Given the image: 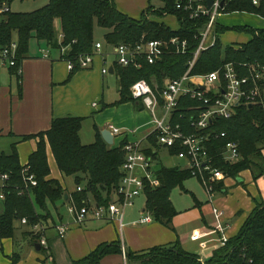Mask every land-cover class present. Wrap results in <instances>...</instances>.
I'll return each instance as SVG.
<instances>
[{
	"label": "trees",
	"instance_id": "16d2710c",
	"mask_svg": "<svg viewBox=\"0 0 264 264\" xmlns=\"http://www.w3.org/2000/svg\"><path fill=\"white\" fill-rule=\"evenodd\" d=\"M39 0H0V9L6 6L7 12L0 13V48L16 43V64L10 68L18 82L21 94L20 73L21 61L28 56L31 41L45 44L48 48L60 50L61 46H68L64 58L74 61L79 54L92 52L95 41L93 25L105 28V46L113 49L120 44H135L141 40L168 39L182 35L189 37L190 31H173L163 23L156 22L149 16H171L180 25L191 23L186 15L176 10L177 0H162L164 7L160 11L148 8L140 14L138 19L121 13L113 0H45L46 4L32 12H13L10 5L14 2ZM231 11L249 13L264 18V0L258 6H253L249 0H237L232 4ZM149 17V18H148ZM59 23V29L56 23ZM181 28V27H180ZM218 33L225 29L219 27ZM251 35L247 44L239 47H223L219 40L216 47L202 53L194 70L197 74H204L215 70L222 62L259 63L264 65V29L250 27L238 28ZM63 34L59 43L58 34ZM189 56H170L156 65L143 62L141 68L132 66L120 67L113 64V70L119 80V101L115 104L132 103L136 109H144L137 104L130 95L131 85L138 80L151 82L155 77L159 89L166 79L180 77ZM73 75L81 69L74 61ZM21 96V95H19ZM137 104V105H136ZM190 112L186 113L180 105L175 121L180 124L186 134H204L208 136L205 147L212 157L213 167L221 171L224 177L236 178L240 172L250 171L253 180L264 176V110L260 105L239 107L229 119H214L205 131H196L190 127ZM83 118L63 117L53 119L49 130L34 136L19 137L17 141L38 138L35 151L29 156L25 166H21L16 151V143L11 145L9 154H0V177L7 176L5 185L3 210L0 214V239L13 238L14 222L26 218L27 226L31 228L36 223L48 226L52 220L48 205L55 206L62 201L64 206L68 195L63 186L54 179H49L50 169L47 162V148L50 149L59 172L72 177L80 192H75L72 198L77 207L95 203L106 205L115 200L116 189L119 185L120 167L124 161L123 144L113 148L104 142L99 130L95 127V139L90 144H83L80 131ZM223 133L224 137H220ZM217 135V136H216ZM149 146L144 148L146 155L154 158L157 149L156 139L152 135L147 138ZM227 142H234L238 146L239 159L236 162H226L222 158V151ZM171 155L177 156L180 149H169ZM24 169L33 175L36 186H29L28 195H18L17 188L24 186ZM160 185L156 188L147 187L144 190V212L151 216V221L159 223L168 230L174 231L173 218L177 215L170 195L175 187L182 188L186 180L194 178L187 169L161 166L155 172ZM200 182V179L197 178ZM221 185L215 186V190ZM56 214L62 218L56 208ZM37 241V237L34 236ZM120 241L111 244H100L87 256L70 264H101V261L112 255H121ZM127 260L139 264H201L194 254L185 252L179 241L167 246H158L147 250L132 252L125 249ZM17 259L12 263L16 264ZM51 264H55L52 262ZM203 264H264V201L257 204L250 213L239 232L228 238L223 247L215 250L211 257Z\"/></svg>",
	"mask_w": 264,
	"mask_h": 264
},
{
	"label": "crops",
	"instance_id": "0c3cea01",
	"mask_svg": "<svg viewBox=\"0 0 264 264\" xmlns=\"http://www.w3.org/2000/svg\"><path fill=\"white\" fill-rule=\"evenodd\" d=\"M144 9L142 8L141 13ZM101 46L100 55L95 56L88 69H79L70 75L58 50L31 41L28 56L21 61L20 66L21 94L18 91L17 79L10 68L0 65V154H9L11 145L16 143L20 165L25 166L29 156L36 149L38 138L26 141L16 139L43 133L49 130L53 119L67 116L84 119L79 134L83 144L94 141L95 127L100 135L101 131L115 127L125 134L113 137V148L134 141L140 142L142 148L149 146L147 138L152 131V124L148 111L136 113L135 104L132 103L115 104L119 101V80L113 70L115 57L113 49L102 44ZM44 52L47 57L43 56ZM103 69L107 70L106 74L102 73ZM82 129L84 133L92 130L87 142H83ZM157 147L153 148L156 154L152 158L153 163H156L162 153L178 158L168 150ZM47 162L50 169L49 179L57 180L66 190L68 197L73 199L72 195L77 187L69 190L61 181L60 177L64 175L57 169L49 148ZM263 182L264 176L253 180L252 173L246 170L240 172L236 178L225 177L219 183L221 188L214 192V200V194L209 201L207 195L203 200L192 192L194 208H189L182 214L176 210L177 215L172 221L174 231L153 221L147 224L138 223L145 205V202L143 206L138 204L139 197L135 199L132 207L125 210L121 231L116 223L88 221L82 226L70 225L65 237L61 238L54 226L70 223L71 218L67 212L66 215H61V220L56 214L55 218L52 217L53 221H48L46 238L49 251L46 257H43L41 249L36 248L39 245L34 240L35 235L31 228L17 220L13 225V238L0 239V264H13V259H17L16 264H70L87 256L100 244L117 241H120L125 249L138 252L171 245L178 240L185 252L196 255L198 259L207 260L220 246L219 235L213 232L216 221L212 208L224 212V221L228 225L225 235L227 238L234 237L256 205L264 201ZM207 199L209 204L200 207ZM65 206L66 204L63 207ZM196 209L198 213L194 211ZM113 261L122 264L121 255L108 256L101 264H110Z\"/></svg>",
	"mask_w": 264,
	"mask_h": 264
},
{
	"label": "built area",
	"instance_id": "2783aa9c",
	"mask_svg": "<svg viewBox=\"0 0 264 264\" xmlns=\"http://www.w3.org/2000/svg\"><path fill=\"white\" fill-rule=\"evenodd\" d=\"M237 0H177L176 10L186 15L191 23L184 26V20L178 24L177 31H190L189 37L182 35L172 36L168 39L141 40L135 44H120L113 48L115 62L120 67L132 66L141 68L143 62L156 65L166 57L189 56L185 64L183 74L176 79H166L162 88L152 77L151 82L138 80L130 87V95L133 100L148 111L152 124V135L156 139V145L160 148L180 149L178 158L186 161V167L191 175L199 178L208 196L209 201L215 192V186L225 177L223 173L213 167L205 142L208 136L204 134H186L180 124L175 121L178 109L184 107L185 112H190V127L196 131H205L214 119H229L239 107H252L260 105L264 110V65L259 63L222 62L215 70L197 74L194 72L200 55L214 47L218 42V29L221 27L218 18L236 14L230 10ZM253 6H258L261 0H249ZM6 6L0 9V13L7 12ZM181 27V28H180ZM63 34H58L59 43ZM16 43L0 48V65L12 68L16 64ZM68 46H61L59 53L71 72L74 69V61L81 69H88L96 55H100L102 46L95 43L92 52L79 54L74 61L64 58ZM47 57L46 52L43 53ZM20 73V69L18 70ZM107 73L106 69L102 70ZM109 131L113 137L125 133L115 127ZM131 133V132H128ZM217 136V135H216ZM220 137H224L221 133ZM124 161L120 167L121 178L116 189L115 200L106 205L95 203L84 204L77 207L73 199L66 202V212L70 216V223H59L54 226L59 237L64 238L70 225L82 226L88 221L116 223L121 231L124 212L134 205L135 199L142 196L147 187L156 188L160 185L152 168L153 159L144 153L141 143L138 141L125 142ZM222 158L226 162H236L239 159L238 146L234 142H227L222 151ZM24 186L17 188L18 195H28L29 186L35 187L36 181L33 175L24 169ZM6 175L0 177V200L5 199L3 182ZM76 192L81 188L77 187ZM215 218L214 233L219 235V247H223L228 238L225 231L228 225L224 221V212L217 208L212 209ZM27 224L26 218L20 220ZM151 222V216L143 212L139 222L147 224ZM48 227L42 223L31 226V231L37 237V243L46 254L49 251L46 231ZM122 264L131 263L127 260L125 248H121ZM204 259H198L203 264Z\"/></svg>",
	"mask_w": 264,
	"mask_h": 264
},
{
	"label": "rangeland",
	"instance_id": "374dc122",
	"mask_svg": "<svg viewBox=\"0 0 264 264\" xmlns=\"http://www.w3.org/2000/svg\"><path fill=\"white\" fill-rule=\"evenodd\" d=\"M117 9L126 13L128 16L132 18H139L141 14L142 8H145L144 10L148 8H152L153 11H160L164 7V3L162 0H113ZM46 4L45 0H39V1H24V2H14L10 5L11 11L13 12H32L38 8H41ZM152 18V20L163 23L165 26L170 28L173 31L178 30V24L175 20V18L171 16H149ZM148 17V18H149ZM2 20V17H0V21ZM218 23L221 27L225 29L223 33H219L218 40L219 43L223 46H232V47H239L240 45L247 44L251 40V35L247 32H243L238 30V28L242 27H250L252 29H264V18H261L259 16L249 14V13H236L232 15H226L223 17L218 18ZM58 27V22L56 23V28ZM108 32L107 29L102 28L98 26V24L95 22L93 25V37L94 41L100 42L105 47L104 42V35ZM137 112H143L145 110H135ZM147 112V111H146ZM148 114V118L150 119V115ZM129 131L133 129H128ZM87 132V128L85 129ZM88 135H92V130L88 133H84L82 129V139L84 141H88ZM92 141V139H90ZM89 141V142H91ZM262 154L264 156V150L262 151ZM161 166L164 167H178L180 169L186 167V161L181 160L176 157H169L166 154L162 153L161 156H159L156 163H153L152 168L154 170L160 168ZM61 181H63L67 186L68 189H74L75 183L72 177H60ZM264 183V182H263ZM264 186V184H262ZM194 193L196 196H200L203 200L206 197V192L202 188V185L198 181L196 177L191 178L189 180H186L182 188L175 187L170 195V201L174 205L175 209L180 212L181 214L184 212H187L189 208H192L195 204L193 196L191 193ZM200 194V195H197ZM220 195L217 194V196ZM216 194L213 196V200ZM144 198L141 196L139 197L138 204L140 206L144 205ZM209 204L208 199L207 202H203L200 204V207L203 205ZM56 208L61 212V214L66 215V210L62 206V201L57 202L55 205ZM55 206L48 205V209L51 213V216L53 218L56 217V209ZM199 207V208H200ZM194 208V207H193ZM215 208V207H214ZM213 209V208H212ZM3 210V202L0 200V213ZM219 210V209H218ZM196 213H198V209L194 210ZM213 213V211H212ZM127 244V241H125ZM127 248V247H126ZM128 250V248H127ZM43 251V250H42ZM42 253V252H41ZM43 257L47 256L46 252L43 251L42 253ZM47 259V258H46ZM107 264V263H106ZM110 264H116L115 261L111 262Z\"/></svg>",
	"mask_w": 264,
	"mask_h": 264
},
{
	"label": "water",
	"instance_id": "95a60500",
	"mask_svg": "<svg viewBox=\"0 0 264 264\" xmlns=\"http://www.w3.org/2000/svg\"><path fill=\"white\" fill-rule=\"evenodd\" d=\"M208 2L210 3L211 0H208ZM101 137L104 140V142L106 144H108L109 146L113 145V135L111 134V132L109 130H103L101 131ZM37 249H40V247H36Z\"/></svg>",
	"mask_w": 264,
	"mask_h": 264
}]
</instances>
